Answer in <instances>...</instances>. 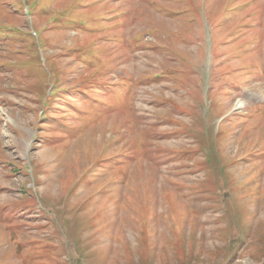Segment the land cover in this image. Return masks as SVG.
Instances as JSON below:
<instances>
[{"label":"rangeland","instance_id":"374dc122","mask_svg":"<svg viewBox=\"0 0 264 264\" xmlns=\"http://www.w3.org/2000/svg\"><path fill=\"white\" fill-rule=\"evenodd\" d=\"M0 264H264V0H0Z\"/></svg>","mask_w":264,"mask_h":264}]
</instances>
